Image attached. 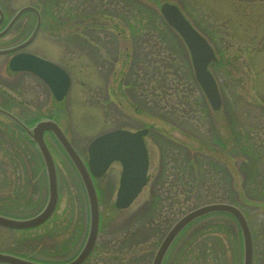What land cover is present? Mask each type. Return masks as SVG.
Wrapping results in <instances>:
<instances>
[{
	"label": "rangeland",
	"instance_id": "rangeland-1",
	"mask_svg": "<svg viewBox=\"0 0 264 264\" xmlns=\"http://www.w3.org/2000/svg\"><path fill=\"white\" fill-rule=\"evenodd\" d=\"M47 1L51 29L42 42L49 46L33 48L67 69L68 93L57 107L43 81L28 72L12 75L0 59V106L22 119L29 114V121L52 114L83 157L100 132L121 125L150 129L149 181L123 209L113 204V186L111 203L101 201L96 245L82 264H117L118 253L124 258L118 264H150L170 225L212 201L244 212L253 264H264V0ZM164 1L177 4L214 47L210 69L220 109L209 106L182 39L162 17ZM126 83L130 103L122 95ZM44 138L56 164L57 206L34 228L0 225V251L64 261L85 240L88 208L65 151L51 132ZM47 196L36 144L0 114V213L32 215ZM162 264H242L237 220L218 211L195 218L173 239Z\"/></svg>",
	"mask_w": 264,
	"mask_h": 264
},
{
	"label": "water",
	"instance_id": "water-1",
	"mask_svg": "<svg viewBox=\"0 0 264 264\" xmlns=\"http://www.w3.org/2000/svg\"><path fill=\"white\" fill-rule=\"evenodd\" d=\"M23 10L20 9L18 13ZM159 10L165 21L178 32L184 41L189 51L194 77L210 107L212 109L220 108L221 95L216 80L208 69V64L216 59L213 48L207 39L187 20L176 4L164 1L159 5ZM8 65L13 70H29L39 75L57 99H61L66 94L70 85L69 76L64 69L51 61L29 53L13 57L9 60ZM0 113L12 119L36 143L43 160L48 186L46 203L39 212L28 217H12L0 214V225L16 229L33 227L45 221L56 207L58 200L56 171L52 154L43 138L45 130H50L55 135L77 170L85 189L89 210L86 238L72 259L65 262L50 263L0 251V262L9 264H81L94 246L98 234L99 209L91 175L101 176L113 160H119L122 171L114 203L119 208L127 207L146 183L148 153L142 135L147 132V128L136 131L115 128L95 136L87 147L88 160L86 166L54 120L41 119L29 127L13 113L2 107H0ZM216 211L230 213L237 220L242 235V264H252L253 246L247 220L237 206L227 202L206 203L180 216L170 226L157 246L151 264H162L174 237L189 222L201 215Z\"/></svg>",
	"mask_w": 264,
	"mask_h": 264
},
{
	"label": "flooded vegetation",
	"instance_id": "flooded-vegetation-1",
	"mask_svg": "<svg viewBox=\"0 0 264 264\" xmlns=\"http://www.w3.org/2000/svg\"><path fill=\"white\" fill-rule=\"evenodd\" d=\"M48 3L49 2L47 0L46 1L27 0V2H24L22 4H18V0H0V59L1 60H5L7 62L14 55L22 52L33 53L42 57H46V55L41 49L33 48V46L35 45V43L37 44V46L40 47L44 45L49 46L45 44L44 41L42 42V37L43 38L49 37L50 29H51V24H50L51 21L49 20V13H48L49 11L48 7L50 6ZM24 6H26L27 8L24 11H22L15 19H13L15 15L18 13L19 8ZM38 16L40 17V20L37 23ZM17 46L18 48H14ZM11 48L13 50L8 51V49ZM17 73L19 72H16L15 74ZM15 74L12 73V75ZM118 86L119 85H117V87ZM122 86L125 90L122 95L124 98L127 99L126 100L127 103L128 102L130 103V99H131V96L129 94L130 88L127 85V83ZM114 89H116V86ZM61 102H55V103H61ZM28 118H29V114L24 115L25 120H27ZM120 127L130 128L123 125H121ZM130 129H134V128H130ZM144 142L146 143L145 137H144ZM110 171H114L112 178L111 179L109 178L108 182L101 180H100L101 182H99V179L106 177L108 173H110ZM120 171H121V163L120 161L115 160L110 164L107 172L102 177H93L94 186L99 202V207L103 199H106L107 204L111 203V199H110L111 193H112V189L114 188L113 186L115 185L116 187L113 197V203H114L116 190L118 187V182L120 177ZM148 180H149V176H148ZM80 184L84 193L85 200H87L81 181ZM86 206H87V201H86ZM102 221L103 219L100 214L99 230Z\"/></svg>",
	"mask_w": 264,
	"mask_h": 264
},
{
	"label": "trees",
	"instance_id": "trees-1",
	"mask_svg": "<svg viewBox=\"0 0 264 264\" xmlns=\"http://www.w3.org/2000/svg\"><path fill=\"white\" fill-rule=\"evenodd\" d=\"M242 145V144H241ZM242 147H244L243 145H242ZM241 147V148H242ZM244 150V149H243ZM120 253H118V254H116V257H115V260H116V262H118V263H120L121 262V260H123L124 258H122V257H120V255H119ZM117 263V264H118Z\"/></svg>",
	"mask_w": 264,
	"mask_h": 264
}]
</instances>
